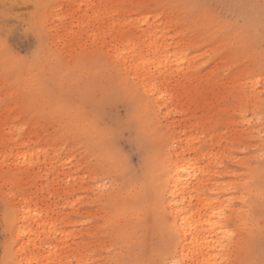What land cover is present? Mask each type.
<instances>
[{"label":"rangeland","instance_id":"rangeland-1","mask_svg":"<svg viewBox=\"0 0 264 264\" xmlns=\"http://www.w3.org/2000/svg\"><path fill=\"white\" fill-rule=\"evenodd\" d=\"M252 2L0 0V264H202L165 224L182 209L202 229L209 201L226 233L207 264L262 258L264 45L236 7ZM130 114L124 171L105 131ZM158 147L190 180L173 196L138 188Z\"/></svg>","mask_w":264,"mask_h":264},{"label":"bare ground","instance_id":"bare-ground-1","mask_svg":"<svg viewBox=\"0 0 264 264\" xmlns=\"http://www.w3.org/2000/svg\"><path fill=\"white\" fill-rule=\"evenodd\" d=\"M145 143V139H141ZM164 149V148H163ZM148 152V150H147ZM166 151L161 150L158 147V151L155 154H151L149 160H145V176H147V184L154 186H159L161 189L170 190L169 194L174 195L181 190L188 188L190 180L189 177H186L180 165H176L174 160L172 162L169 160ZM200 181V180H199ZM201 182V181H200ZM207 206H210L212 211L206 216L204 224H202V229H197L194 226V229L191 226H186L185 222L188 220V217L183 215V210H173L170 208V212L175 215L181 216V222L177 225L175 223L165 224L167 232L165 233L168 239L172 240L174 248H179L180 252H184L188 242L187 237L189 238L190 245L188 249L192 252H196V248L200 247L201 259L198 261H203L207 259L206 262L202 264H207V262H215L221 256L220 253L224 249L223 237L225 235L224 224L221 219V212L215 211L218 208L217 204L214 201H209L206 203ZM177 217V216H175ZM204 230L208 233L206 237H200L201 231ZM169 232V234H167ZM192 261H196V258H193ZM169 264H182L181 261L173 260Z\"/></svg>","mask_w":264,"mask_h":264},{"label":"snow or ice","instance_id":"snow-or-ice-1","mask_svg":"<svg viewBox=\"0 0 264 264\" xmlns=\"http://www.w3.org/2000/svg\"><path fill=\"white\" fill-rule=\"evenodd\" d=\"M193 8L201 7V5H193ZM236 7H246L250 10L252 15L250 16V20L254 21L256 18H259L260 21V31H259V39L264 45V0H254V2L249 3L245 6L236 5ZM225 31L229 30V25L225 23L223 26ZM41 53V49H37L36 53H34L35 57H39ZM135 119L134 115L129 116L128 120L120 121L115 127L109 128L105 131V137L110 141L113 151H110L107 154V160L109 163L115 165L118 169L129 171L132 169L131 161L128 159L127 155L123 154L119 151L118 147H116V141L121 136L124 131L130 129L132 120ZM94 126V122H93ZM119 153V155H117ZM145 160L147 157L144 158ZM143 166V164H142ZM147 184V176H145L144 182L139 183L138 188L142 192ZM262 237H264V228L261 229ZM231 235V234H229ZM261 256L262 258L257 262L254 260L247 261L246 264H264V238H262L261 244ZM144 264H160V261H145ZM164 264H167L165 261Z\"/></svg>","mask_w":264,"mask_h":264}]
</instances>
